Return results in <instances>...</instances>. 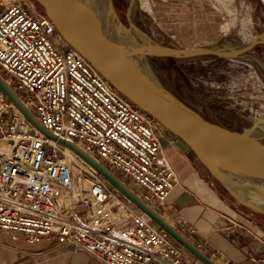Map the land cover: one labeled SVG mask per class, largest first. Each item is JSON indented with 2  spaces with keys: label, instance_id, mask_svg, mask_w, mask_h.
<instances>
[{
  "label": "built area",
  "instance_id": "1",
  "mask_svg": "<svg viewBox=\"0 0 264 264\" xmlns=\"http://www.w3.org/2000/svg\"><path fill=\"white\" fill-rule=\"evenodd\" d=\"M1 6L0 76L46 130L126 179L154 209L165 206L177 174L157 122L73 48L33 0ZM0 232L30 245H72L103 264H201L80 157L70 163L66 147L34 128L1 91Z\"/></svg>",
  "mask_w": 264,
  "mask_h": 264
},
{
  "label": "water",
  "instance_id": "2",
  "mask_svg": "<svg viewBox=\"0 0 264 264\" xmlns=\"http://www.w3.org/2000/svg\"><path fill=\"white\" fill-rule=\"evenodd\" d=\"M62 37L84 56L124 97L174 136L175 144L204 168L213 182L238 205L264 216V113L242 131L229 130L204 116L175 94L150 66L148 57L240 59L264 44V33L247 45L178 49L149 39L132 44L112 0H33ZM0 91L45 137L72 149L125 199L194 256L201 264H218L186 238L117 175L46 130L12 87L0 76Z\"/></svg>",
  "mask_w": 264,
  "mask_h": 264
},
{
  "label": "rangeland",
  "instance_id": "3",
  "mask_svg": "<svg viewBox=\"0 0 264 264\" xmlns=\"http://www.w3.org/2000/svg\"><path fill=\"white\" fill-rule=\"evenodd\" d=\"M115 1L118 3L115 12L130 31L129 40L135 45L151 39L178 49L237 47L250 44L257 35L264 33V0ZM35 6L43 11L37 3ZM148 62L175 94L229 130L240 132L264 113V44L234 60L148 57ZM157 125L163 154L169 156L173 148L194 162L192 154L183 153L175 144L174 136ZM124 181L131 185L126 179ZM132 189L137 191L133 186ZM224 195L240 213L255 219L252 211L238 205L225 192ZM258 222L264 224V220ZM153 225L160 228L154 222ZM0 246H6L0 249V264L6 262L2 251L11 259L19 254L18 250L26 251L22 248H27L17 236L10 238L4 233H0Z\"/></svg>",
  "mask_w": 264,
  "mask_h": 264
},
{
  "label": "crops",
  "instance_id": "4",
  "mask_svg": "<svg viewBox=\"0 0 264 264\" xmlns=\"http://www.w3.org/2000/svg\"><path fill=\"white\" fill-rule=\"evenodd\" d=\"M170 151L164 156L177 174V183L168 203L155 210L210 258L216 253L213 260L218 264H264V224L240 213L204 170L176 149ZM17 237L23 240L26 251L18 250L19 254L10 259L1 250L5 264H103L72 245L51 241L30 245Z\"/></svg>",
  "mask_w": 264,
  "mask_h": 264
},
{
  "label": "bare ground",
  "instance_id": "5",
  "mask_svg": "<svg viewBox=\"0 0 264 264\" xmlns=\"http://www.w3.org/2000/svg\"><path fill=\"white\" fill-rule=\"evenodd\" d=\"M1 1H4V2H7V0H1ZM220 26V25H219ZM22 114V113H21ZM261 115V114H260ZM65 141V140H64ZM52 142H56V141H54V140H52ZM65 142H68V141H65ZM70 143V142H69ZM79 148V147H78ZM81 150V149H80ZM66 153H67V160L70 162V163H75V156H76V153L72 150V149H70V148H68V147H66ZM85 162V161H84ZM86 163V162H85ZM87 164V163H86ZM87 165H89V164H87ZM90 166V165H89ZM91 167V166H90ZM93 170H95L93 167H91ZM89 186V184L87 183L86 184V187H88Z\"/></svg>",
  "mask_w": 264,
  "mask_h": 264
},
{
  "label": "trees",
  "instance_id": "6",
  "mask_svg": "<svg viewBox=\"0 0 264 264\" xmlns=\"http://www.w3.org/2000/svg\"><path fill=\"white\" fill-rule=\"evenodd\" d=\"M43 12V11H42ZM197 166H199L202 170H204V168L203 167H201L199 164L197 165ZM123 182H124V180L122 179V178H120ZM128 185V184H127ZM130 187V186H129ZM253 215V217L256 219V220H258V221H261V220H264V216H261V215H258V214H255V213H252Z\"/></svg>",
  "mask_w": 264,
  "mask_h": 264
},
{
  "label": "flooded vegetation",
  "instance_id": "7",
  "mask_svg": "<svg viewBox=\"0 0 264 264\" xmlns=\"http://www.w3.org/2000/svg\"><path fill=\"white\" fill-rule=\"evenodd\" d=\"M113 3H114V4H113V5H114V7H118V3H117V1H115V0H114V2H113ZM130 14H131V12H130Z\"/></svg>",
  "mask_w": 264,
  "mask_h": 264
}]
</instances>
